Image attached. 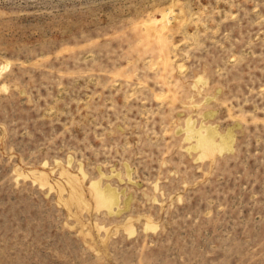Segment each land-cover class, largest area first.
<instances>
[{
    "label": "rangeland",
    "instance_id": "1",
    "mask_svg": "<svg viewBox=\"0 0 264 264\" xmlns=\"http://www.w3.org/2000/svg\"><path fill=\"white\" fill-rule=\"evenodd\" d=\"M0 264H264V0H0Z\"/></svg>",
    "mask_w": 264,
    "mask_h": 264
},
{
    "label": "bare ground",
    "instance_id": "2",
    "mask_svg": "<svg viewBox=\"0 0 264 264\" xmlns=\"http://www.w3.org/2000/svg\"><path fill=\"white\" fill-rule=\"evenodd\" d=\"M189 128H191V127H189ZM189 136H191V137H193L195 139V143H196L195 146L197 148H200L203 152L212 151L214 149H217V147H219L215 143V134H214V132L212 130H210L209 128H207V127L205 128L204 133H202L200 131H191V132L189 131ZM222 145L225 146L226 144L224 145V142H223ZM95 192H96V194H97V196L99 198V201L101 202L102 205H105L106 207H111L113 204L116 203V197L117 196L114 195V193L110 189L98 190L97 188H95ZM117 200H118V198H117Z\"/></svg>",
    "mask_w": 264,
    "mask_h": 264
}]
</instances>
